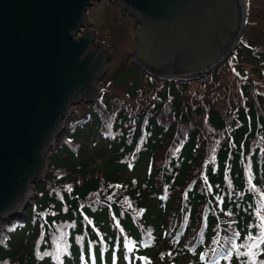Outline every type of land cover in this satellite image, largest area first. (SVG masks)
<instances>
[{"label": "trees", "instance_id": "trees-1", "mask_svg": "<svg viewBox=\"0 0 264 264\" xmlns=\"http://www.w3.org/2000/svg\"><path fill=\"white\" fill-rule=\"evenodd\" d=\"M102 84L22 215L0 219V264H260L264 42L200 77L131 64Z\"/></svg>", "mask_w": 264, "mask_h": 264}, {"label": "water", "instance_id": "water-1", "mask_svg": "<svg viewBox=\"0 0 264 264\" xmlns=\"http://www.w3.org/2000/svg\"><path fill=\"white\" fill-rule=\"evenodd\" d=\"M98 1L0 0V219L22 215L74 105L93 100L107 68L86 15ZM108 1L143 20L156 55H144L141 27L134 53L145 67L133 63L158 77L203 76L243 36L239 0Z\"/></svg>", "mask_w": 264, "mask_h": 264}, {"label": "rangeland", "instance_id": "rangeland-1", "mask_svg": "<svg viewBox=\"0 0 264 264\" xmlns=\"http://www.w3.org/2000/svg\"><path fill=\"white\" fill-rule=\"evenodd\" d=\"M239 4L240 14L243 12L245 18L243 38L246 37L252 44L263 43L264 0H239ZM86 15L87 22H91V29H89V32H92L94 34L96 44L103 46L106 52L105 58H107L106 71L103 74L100 82H95L96 93L94 97H92V99H94L101 92V88L103 85L102 82L105 81L106 75L112 72L117 67V65L124 66V68L127 69L131 64H134V60L141 67H145L138 61L134 53L137 37L141 35L142 29L140 24L133 22L134 16H131L129 11L124 10L121 13L116 3H112L107 0L95 2L91 8H88ZM137 68L139 70H142L138 66ZM150 73L153 74V72L151 71ZM156 73L159 74L158 72ZM138 77L139 83L142 84V76L140 75ZM175 79H177V77ZM124 87L125 85L123 84L120 87L112 88V91L115 93H121ZM82 101L83 100H81L80 102ZM79 103H76L74 107ZM74 107L72 109L73 111ZM71 113L69 114V116L71 115ZM50 170V167L46 166L45 174H48ZM29 195H34L33 190H31ZM23 211L24 210L22 209L20 210V212L22 213Z\"/></svg>", "mask_w": 264, "mask_h": 264}, {"label": "flooded vegetation", "instance_id": "flooded-vegetation-1", "mask_svg": "<svg viewBox=\"0 0 264 264\" xmlns=\"http://www.w3.org/2000/svg\"><path fill=\"white\" fill-rule=\"evenodd\" d=\"M108 1V0H107ZM116 1H118V0H116ZM117 5H118V3L117 2H115ZM118 7H120V10H125V11H129V13H132V15L131 16H133V15H135V12L133 11V10H131L130 8H128V7H125L124 5H122L121 3H120V5H118ZM140 25H141V27L143 28V31H144V36H143V41H142V43H143V53H144V55L145 56H147L148 58H150V57H154V55H156V52L154 53V50H153V48H152V46H151V41H150V39H149V35L146 33V31L144 30V28H145V26L143 25L144 23H143V20H141V22L139 23Z\"/></svg>", "mask_w": 264, "mask_h": 264}, {"label": "bare ground", "instance_id": "bare-ground-1", "mask_svg": "<svg viewBox=\"0 0 264 264\" xmlns=\"http://www.w3.org/2000/svg\"><path fill=\"white\" fill-rule=\"evenodd\" d=\"M244 24H245V18H244V13L242 12L241 13V21H240V31H242L243 30V28H244ZM239 31V32H240ZM236 41V40H235ZM234 44V43H233ZM94 86H95V84H94ZM45 161V160H44ZM44 172H46V161H45V164H44V166H43V168H42V170H41V172H40V174H43ZM30 192H31V187H29V190L27 191V194L26 195H29L30 194Z\"/></svg>", "mask_w": 264, "mask_h": 264}, {"label": "snow or ice", "instance_id": "snow-or-ice-1", "mask_svg": "<svg viewBox=\"0 0 264 264\" xmlns=\"http://www.w3.org/2000/svg\"><path fill=\"white\" fill-rule=\"evenodd\" d=\"M260 264H264V260H262V261L260 262Z\"/></svg>", "mask_w": 264, "mask_h": 264}]
</instances>
